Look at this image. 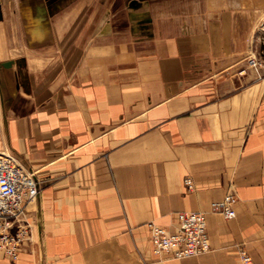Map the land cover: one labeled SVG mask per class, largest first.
<instances>
[{
	"label": "crops",
	"instance_id": "0c3cea01",
	"mask_svg": "<svg viewBox=\"0 0 264 264\" xmlns=\"http://www.w3.org/2000/svg\"><path fill=\"white\" fill-rule=\"evenodd\" d=\"M263 6L0 0V150L40 183L0 264H264ZM229 189L232 218L210 209ZM183 210L211 249L156 255L148 222Z\"/></svg>",
	"mask_w": 264,
	"mask_h": 264
},
{
	"label": "built area",
	"instance_id": "2783aa9c",
	"mask_svg": "<svg viewBox=\"0 0 264 264\" xmlns=\"http://www.w3.org/2000/svg\"><path fill=\"white\" fill-rule=\"evenodd\" d=\"M249 62L258 73L264 67L257 56L251 57ZM184 183L187 189H193L190 176H185ZM39 193L40 183L35 172L22 165L11 152L0 150V250L13 259L17 258L20 246L30 235L26 205ZM237 200L235 190L229 189L221 199L212 201L210 209L232 218L236 215L233 205ZM148 226L153 251L158 256L167 254L184 258L211 249L207 214L203 210L180 211L173 229L153 220ZM239 257L242 264H257L245 248L240 249Z\"/></svg>",
	"mask_w": 264,
	"mask_h": 264
},
{
	"label": "rangeland",
	"instance_id": "374dc122",
	"mask_svg": "<svg viewBox=\"0 0 264 264\" xmlns=\"http://www.w3.org/2000/svg\"><path fill=\"white\" fill-rule=\"evenodd\" d=\"M260 27H261V31H262V34H263V37H262V42H261V52H260V60L263 61L264 63V6L262 7V21L260 22ZM258 58V57H257ZM263 68V67H262Z\"/></svg>",
	"mask_w": 264,
	"mask_h": 264
}]
</instances>
